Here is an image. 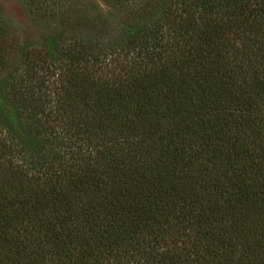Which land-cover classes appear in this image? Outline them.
Masks as SVG:
<instances>
[{
    "label": "trees",
    "instance_id": "16d2710c",
    "mask_svg": "<svg viewBox=\"0 0 264 264\" xmlns=\"http://www.w3.org/2000/svg\"><path fill=\"white\" fill-rule=\"evenodd\" d=\"M102 1L0 13V264H264V0Z\"/></svg>",
    "mask_w": 264,
    "mask_h": 264
},
{
    "label": "rangeland",
    "instance_id": "374dc122",
    "mask_svg": "<svg viewBox=\"0 0 264 264\" xmlns=\"http://www.w3.org/2000/svg\"><path fill=\"white\" fill-rule=\"evenodd\" d=\"M41 1L0 0V13L7 21L9 36L14 37L17 46L36 43L50 30L56 28L71 30L83 37H91L100 28H105L110 33L106 41L114 42L120 23L128 20V12L111 8L102 0H63L65 3L62 10H66L68 20L63 24L51 23L43 20L38 15L40 13H37L39 12L37 5L42 3ZM48 7L49 4L47 6L49 10ZM17 59L18 55L12 53L8 58V64L12 65Z\"/></svg>",
    "mask_w": 264,
    "mask_h": 264
}]
</instances>
